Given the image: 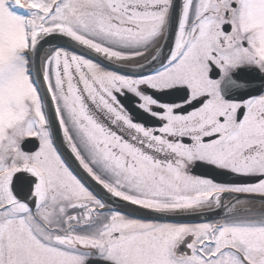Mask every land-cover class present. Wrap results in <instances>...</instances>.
<instances>
[{
  "label": "snow or ice",
  "instance_id": "1",
  "mask_svg": "<svg viewBox=\"0 0 264 264\" xmlns=\"http://www.w3.org/2000/svg\"><path fill=\"white\" fill-rule=\"evenodd\" d=\"M0 264H264V0H0Z\"/></svg>",
  "mask_w": 264,
  "mask_h": 264
}]
</instances>
